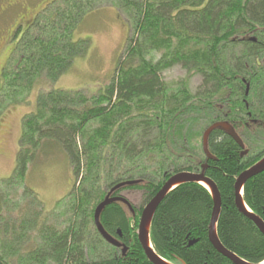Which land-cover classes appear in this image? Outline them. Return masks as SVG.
Segmentation results:
<instances>
[{"label":"trees","instance_id":"obj_1","mask_svg":"<svg viewBox=\"0 0 264 264\" xmlns=\"http://www.w3.org/2000/svg\"><path fill=\"white\" fill-rule=\"evenodd\" d=\"M101 1L115 3L131 18L132 30L114 75L92 96L84 90L39 92L35 110L22 120L15 169L0 182L13 189L14 196L21 193L18 202L35 198L25 185L29 164L38 151L43 155L46 148L59 149L66 154L74 177L70 191L57 204H64V210L56 213L52 223L48 215L54 213H44L42 206L32 202L20 207L21 214L15 208H6V214L8 196L0 189V264H152L136 234L143 206L132 213L115 201L100 214L109 234L118 230L131 234L124 257L96 231V205L115 184L134 179L139 182L111 195L140 190L145 205L169 175L198 170L205 155L186 138L184 128H191L193 117L196 122L204 117L207 121L200 125L206 127L218 120L232 124L233 113L242 108L239 82L234 80L242 64L256 71L255 82L249 84L253 96L264 91V71L257 66L263 51L241 50L231 40L235 30L249 29L254 23L264 27L258 18L264 14V0H52L16 42L20 44L18 61L8 73L0 74L7 81V89H0L4 100L9 102L8 97L14 99L36 83L55 82L69 69L74 57L86 51L85 41H73V30L67 35L51 34L50 29L65 23L75 28ZM154 52L160 54L156 62L151 60ZM174 65L201 78L196 92L184 82L173 89L161 79L160 71ZM257 97L264 103V94ZM249 145L255 149L254 140ZM208 148L216 159L207 161L205 174L216 184L222 202L218 238L243 260L264 262V235L234 202L237 175L264 154V147L246 160L234 140L215 129ZM242 199L264 221V171L245 183ZM212 209V196L200 183L174 188L158 205L150 224L154 251L173 264H234L209 241ZM85 240L92 248L91 259L85 253ZM7 247H12L17 260L6 256Z\"/></svg>","mask_w":264,"mask_h":264},{"label":"rangeland","instance_id":"obj_2","mask_svg":"<svg viewBox=\"0 0 264 264\" xmlns=\"http://www.w3.org/2000/svg\"><path fill=\"white\" fill-rule=\"evenodd\" d=\"M15 1L20 2V0ZM51 1L23 0L17 8L15 7L14 10L8 11L0 23V74L8 73L20 57V53L18 52L20 44L18 46L13 45L16 44L22 32H24L31 10L40 5V2L41 6H43L44 3L46 5ZM113 4L115 3L107 1L94 4L95 7L85 13L79 24L73 29H70L71 25H67L66 23L64 26H54L50 29L51 34L59 32L60 34L67 35H71L69 32L73 30L71 35L72 40H84L86 45V51L74 57L69 69L57 81L47 80L36 83L28 91L23 90L19 94L20 96H16L14 99L8 97L9 102L7 99L4 100L3 94L0 93V182L8 179L15 169L22 135V120L26 114L29 115L35 110L39 92L51 90L52 88L84 90L89 96H92L97 94L110 82L118 59L122 57L126 48L127 36H129L132 30L130 16ZM19 16H21L20 21L23 23V29L19 34L17 33L16 39L8 42L6 40L8 36L7 30L15 23L16 20L14 19ZM159 57L160 54L154 52L151 60L156 62ZM4 69L5 71H3ZM160 76L173 89L177 88L180 82L186 83L192 93L196 92L198 86L201 84V78L198 75L190 74L180 65H174L160 71ZM6 83L7 81L3 82V78L0 77V89H7ZM185 119L189 118L185 117ZM193 119L191 128L188 126L184 128L185 135L191 143L195 144L198 151H201V136L206 126L200 124H205L207 120L204 117H202V120H197V122L194 117ZM62 123L66 124L64 117L62 118ZM255 133L257 135L253 139L255 143L254 152L258 153L264 147V131H256ZM44 151L45 154L43 155L41 150L38 151L33 162L29 164L25 180V185L35 193V198H27L23 203L22 200L18 202L17 199L22 198L21 193L14 196L13 189L9 187L6 189L4 186H0L1 193L5 192L3 195L8 196V204L4 207L6 214V208H15L17 209L16 212L19 211L21 214L20 207L26 202H32L33 206H42L44 213H54L53 215H48L50 217L49 222L55 219L56 213L62 214L64 204L59 206L57 204L70 191L74 177L67 156L63 151L59 149L50 150L48 148ZM79 183L80 181L76 182V185L79 186ZM121 193L137 208L144 205V193L142 191L132 189L124 190ZM15 209L13 212H10V216H13ZM63 219L64 217L62 218V222ZM56 226L57 228L59 227V225ZM85 241V253L91 259L92 248L89 242ZM11 248L7 247L6 256L11 260H17ZM15 248L19 249L17 246ZM93 252L96 254L98 250L94 249Z\"/></svg>","mask_w":264,"mask_h":264},{"label":"water","instance_id":"obj_3","mask_svg":"<svg viewBox=\"0 0 264 264\" xmlns=\"http://www.w3.org/2000/svg\"><path fill=\"white\" fill-rule=\"evenodd\" d=\"M248 89V88H247ZM215 129H220L223 132H225L227 135H229L238 145L240 148L244 149V144L240 136L237 134V132L234 130L233 126L227 122V121H216L207 126V128L203 131L202 134V150L205 155V162L201 164L200 166V172H190V171H179L176 173L171 174L167 177L161 188L151 197V199L146 203V205L143 207L140 217H139V223L137 228V239L139 241V244L141 248L144 251V254L146 255L147 259L152 264H173L170 263L163 258H161L153 249L151 242H150V224L153 218V215L158 207V205L161 203V201L164 199V197L172 191L177 186L184 184V183H200L201 185H204L206 189L210 192L213 200V209L211 213V218L209 222L208 227V238L212 246L223 256L230 259L234 264H264V262L261 263H249L242 258H240L235 253L229 251L227 248H225L217 235V221L218 217L220 215L221 211V197L220 193L218 191V188L216 184L205 175V171L208 167L207 161L208 160H215L216 157L213 156V154L210 153L208 148V138L211 132ZM245 153V150L241 152V155ZM264 171V155L256 161L252 166L246 168L241 173H239L235 179L234 183V202L237 209L243 213L245 216H247L251 221L254 222L256 227L259 229V231L264 235V221L258 217L256 214L252 213L249 208L245 205L242 199L243 194V186L245 183L252 178L253 176L261 173ZM139 182L138 179L134 180H124L122 182H119L115 184L111 189L108 191V193L104 196V198L96 205L94 209L93 214V221L94 225L96 227L97 232L101 235V237L109 244L120 247L121 244L111 235L109 234L105 228L103 227L101 221H100V214L105 209L106 206L111 204L112 202H121L127 208L129 211H133V207L131 204L122 196H112V192L115 190H118L122 186H128L137 184ZM122 247V252L124 253L126 251V248L124 245Z\"/></svg>","mask_w":264,"mask_h":264},{"label":"flooded vegetation","instance_id":"obj_4","mask_svg":"<svg viewBox=\"0 0 264 264\" xmlns=\"http://www.w3.org/2000/svg\"><path fill=\"white\" fill-rule=\"evenodd\" d=\"M21 3H22L21 0L20 2H16L15 0H0V23L3 21L8 11L9 10L11 11V8L13 9L15 6ZM262 4L264 5L263 2ZM40 10H41V2H40V5H37L36 10L30 13V16H29L30 18L27 20V25L24 31H26L28 26L31 24V22L35 18V15ZM258 18L264 21V14L260 15ZM20 19H21V16L16 17L14 19L16 20L15 23L11 26V28H9V30H7L8 36L6 40H8V42L13 41V39H15V37H17L20 31L23 29V23L22 21H20ZM23 33L24 32H22V34ZM11 34H12V37H11ZM231 40L239 44V49L241 50L249 51L251 47H256L257 50L263 51V53L260 56H257V66L261 67L264 71V27L263 26H260L259 24L254 23L249 29L246 28L244 30L243 29L235 30L234 33L231 35ZM13 46H15V44ZM219 47H221L220 41H219ZM255 75H256V71L253 70L252 66L248 67L242 64L240 71H238L236 75L234 76V80L239 82V88H240L239 89V100H240L242 108L237 109V111L239 112L233 113L231 117V123L235 127L234 130L237 132V134L240 136V138L243 141L244 149L240 148L239 145L235 141L234 142L239 147L240 156L246 160H252L259 154L260 151L258 153H255L254 152L255 149L252 150V148H250L251 145L249 144L251 141H253L254 139L253 135L255 134L256 131H264V103L262 102V99H259L257 97L258 95L263 98L264 91L262 92V94L261 92H258V94L256 93V96H253L254 93L251 91L252 87H249V88L247 87L249 86L251 80H253V83L255 82ZM257 101H260L258 107H256L255 105ZM260 103H263V104H260ZM246 141H248L249 144H247ZM244 150H245V153L241 155V152H243ZM258 160H254V163ZM134 209H137L135 205H134ZM113 237L120 244L125 245L127 247L125 253L122 252L121 248H116L117 250H119V252H121L122 256L126 257L128 249L131 245L130 244L131 234L118 230L113 235ZM126 243L130 245L128 246Z\"/></svg>","mask_w":264,"mask_h":264},{"label":"bare ground","instance_id":"obj_5","mask_svg":"<svg viewBox=\"0 0 264 264\" xmlns=\"http://www.w3.org/2000/svg\"><path fill=\"white\" fill-rule=\"evenodd\" d=\"M249 88V86H247ZM252 166V165H251ZM194 172H200V171H194ZM161 188V187H160ZM235 192V191H234ZM259 217V216H258ZM253 222V221H252ZM254 223V222H253Z\"/></svg>","mask_w":264,"mask_h":264}]
</instances>
